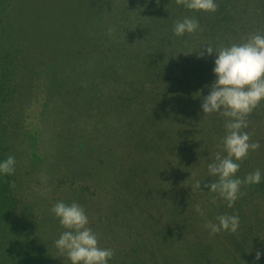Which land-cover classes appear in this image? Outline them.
Returning a JSON list of instances; mask_svg holds the SVG:
<instances>
[{
	"label": "rangeland",
	"instance_id": "obj_1",
	"mask_svg": "<svg viewBox=\"0 0 264 264\" xmlns=\"http://www.w3.org/2000/svg\"><path fill=\"white\" fill-rule=\"evenodd\" d=\"M216 3L0 0L12 74L0 162L16 160L0 174V264H71L54 243L66 231L58 202L84 208L99 247L114 250L108 264H264V101L241 129L260 148L236 174L259 169L261 182L242 184L231 208L206 187L228 118L201 107L216 79L206 45L264 35V0ZM186 17L200 28L175 36ZM221 215L239 217L236 233L210 235Z\"/></svg>",
	"mask_w": 264,
	"mask_h": 264
},
{
	"label": "clouds",
	"instance_id": "obj_2",
	"mask_svg": "<svg viewBox=\"0 0 264 264\" xmlns=\"http://www.w3.org/2000/svg\"><path fill=\"white\" fill-rule=\"evenodd\" d=\"M175 2L194 11L215 13L218 9L216 0ZM199 28L197 20L186 17L174 24L173 33L181 37L185 33L193 34ZM206 46L207 55L215 52L217 56L213 69L216 79L210 85L209 94L203 97L201 107L204 114L220 113L228 118L225 124L227 134L222 141L226 155L221 156L217 152L214 162L207 165L209 174L218 177V180L206 187L212 192H218L231 208L238 195H242V184L253 185L261 182L259 169L248 174L243 180L237 178L236 174L240 170L237 161L247 158L249 151H257L260 148L259 142H250L249 133L242 132L241 129L247 127V116L264 101V35L254 34L243 44H232L215 51L211 46ZM204 55L205 52L200 51V56ZM15 165V158L8 156L0 162V174H14ZM10 187L15 188V183H11ZM196 187L200 188L199 181ZM194 208L201 216L204 215L199 204ZM51 211L66 229L54 242L60 256H66L71 264H108L114 256V250L99 247V238L87 227L89 221L82 206L75 202L70 205L58 202ZM216 220L218 223L206 221L204 225L210 235L221 231L236 233L240 227V220L236 215H221L216 217ZM261 255L262 253L257 251L256 260H259Z\"/></svg>",
	"mask_w": 264,
	"mask_h": 264
},
{
	"label": "trees",
	"instance_id": "obj_3",
	"mask_svg": "<svg viewBox=\"0 0 264 264\" xmlns=\"http://www.w3.org/2000/svg\"><path fill=\"white\" fill-rule=\"evenodd\" d=\"M5 47L1 46L0 43V51H3ZM2 56V52H0V57ZM10 69L9 62L5 61L0 64V133H2L4 129L3 121L7 115V107L10 101L11 93L10 88L12 86V79H10ZM11 84V85H10Z\"/></svg>",
	"mask_w": 264,
	"mask_h": 264
}]
</instances>
